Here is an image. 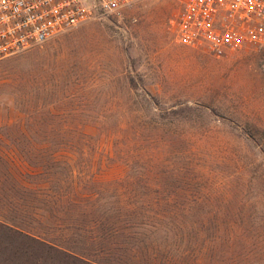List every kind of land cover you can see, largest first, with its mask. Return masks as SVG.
Here are the masks:
<instances>
[{
  "label": "rangeland",
  "instance_id": "rangeland-1",
  "mask_svg": "<svg viewBox=\"0 0 264 264\" xmlns=\"http://www.w3.org/2000/svg\"><path fill=\"white\" fill-rule=\"evenodd\" d=\"M183 1L0 61V264H264V46L180 44Z\"/></svg>",
  "mask_w": 264,
  "mask_h": 264
},
{
  "label": "built area",
  "instance_id": "built-area-1",
  "mask_svg": "<svg viewBox=\"0 0 264 264\" xmlns=\"http://www.w3.org/2000/svg\"><path fill=\"white\" fill-rule=\"evenodd\" d=\"M140 0H0V61ZM176 40L214 53L264 46V0H184Z\"/></svg>",
  "mask_w": 264,
  "mask_h": 264
},
{
  "label": "trees",
  "instance_id": "trees-1",
  "mask_svg": "<svg viewBox=\"0 0 264 264\" xmlns=\"http://www.w3.org/2000/svg\"><path fill=\"white\" fill-rule=\"evenodd\" d=\"M2 223V225L4 226V227H6L11 233H13L14 235H17V236H24V237H26V238H31V239H33V240H35V241H39L40 243H48V245H50V246H52V247H56V248H58V247H60L61 248V246H59V245H57V244H55V242H53V241H51V240H49V239H45V235H46V233L45 232H43V233H41L39 236H37L36 235V233H32V231H27V230H25V229H22V228H19L18 226L16 227V226H14V224H8V223H5V222H1ZM54 244V245H53ZM56 245V246H55ZM59 249V248H58ZM83 258V257H82Z\"/></svg>",
  "mask_w": 264,
  "mask_h": 264
}]
</instances>
